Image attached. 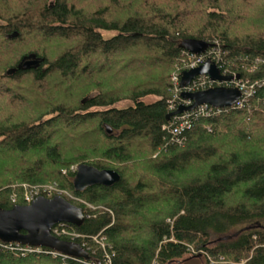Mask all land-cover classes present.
<instances>
[{"label":"trees","instance_id":"1","mask_svg":"<svg viewBox=\"0 0 264 264\" xmlns=\"http://www.w3.org/2000/svg\"><path fill=\"white\" fill-rule=\"evenodd\" d=\"M185 39L264 81V0H0V208L59 186L86 219L56 236L90 255L0 247V264H264V85L178 144ZM81 164L121 180L76 191Z\"/></svg>","mask_w":264,"mask_h":264},{"label":"water","instance_id":"2","mask_svg":"<svg viewBox=\"0 0 264 264\" xmlns=\"http://www.w3.org/2000/svg\"><path fill=\"white\" fill-rule=\"evenodd\" d=\"M12 34L10 38L17 37ZM211 46L206 41L197 39H185L180 47L192 54H203ZM40 61L31 58L26 60L22 67H37ZM209 75L216 81H231L233 76L223 75L220 69L211 62H206L182 74V88L187 87L197 76ZM183 99L191 100V105H180L178 109L167 115L170 121L175 115L193 110L199 105L209 104L214 107H232L241 98V91L238 88L218 86L194 93L183 91ZM108 132L111 129L108 128ZM73 180L76 191L82 192L85 189L101 185L112 187L121 180L119 172L112 169H98L88 164L79 165ZM86 219L84 209L71 203L62 196L48 198L37 197L29 205H15L11 209L0 208V239L7 243H20L34 247H44L66 256L75 258L90 259L86 249L78 243L62 240L52 233V229L61 223L81 225ZM235 234V236H237ZM231 238V237H229Z\"/></svg>","mask_w":264,"mask_h":264},{"label":"built area","instance_id":"3","mask_svg":"<svg viewBox=\"0 0 264 264\" xmlns=\"http://www.w3.org/2000/svg\"><path fill=\"white\" fill-rule=\"evenodd\" d=\"M187 53V58L183 61V67L184 71L193 70L201 65H203L206 60H211L213 64H215L219 69L221 74L223 75H231L233 76V79L231 81H216L211 79L209 75H200L197 76L187 87L182 88L180 86L181 84V78L182 74L180 71L175 72L172 74L171 81L173 84V90L175 92V97L178 101H171L170 102V110L171 112H174L178 109L180 105H191L193 101L183 99L181 97V94L183 91L194 93L198 91L207 90L209 88H213L216 86H225V87H231V88H238L241 91V98L235 103L232 107H225V108H219L214 107L209 104H202L197 106L191 111L184 112L179 115H175L172 118V123L170 126H165L164 129H169V131L173 134V137L178 142V144H183L185 140V134L188 130H190L194 122H196L201 117H216L221 115L225 110H228L230 108H243L247 102H249V99L252 98L259 87L264 85V81L256 80V81H250L247 78H242L238 72L236 71H230L226 65L225 61L223 59V51L220 48V46H210L207 51L203 54H192L188 51H185ZM262 62L261 60H257V63ZM264 62V61H263ZM75 170V169H74ZM43 191L47 194L48 197H51V191L47 189V187H42ZM40 188H35L31 191H27L25 194V201L26 204H31L37 197L40 195ZM90 206V205H89ZM60 227L55 226L52 230V233L56 235H65L70 236L72 234L69 233V231L64 228L65 223L59 224ZM0 247L2 248H8L11 250H14L16 252H20L22 254L30 253V252H43L45 251L42 247H34L29 245H22L20 243H7L0 239ZM53 254H56L58 252L52 251ZM61 254V253H60ZM64 255V254H63ZM66 256V255H65Z\"/></svg>","mask_w":264,"mask_h":264},{"label":"rangeland","instance_id":"4","mask_svg":"<svg viewBox=\"0 0 264 264\" xmlns=\"http://www.w3.org/2000/svg\"><path fill=\"white\" fill-rule=\"evenodd\" d=\"M107 36H110V35H107ZM130 103L129 102H125V101H122V103H120L118 106L119 107H123V106H125V107H127L128 105H129ZM110 133V132H109ZM78 166H73L72 167V169L74 170V169H76ZM45 187H47V189H49V191H51V194H50V196L51 195H53V196H62V197H64V198H66L67 200H73V196L69 193V192H67V191H65V190H63V189H61L59 186H57V185H55V184H47V186H45ZM61 191V192H60ZM65 192V193H64ZM47 193V192H46ZM62 194H64V195H62ZM46 197H48V196H46ZM48 198H52V197H48ZM97 241H98V239H97Z\"/></svg>","mask_w":264,"mask_h":264},{"label":"bare ground","instance_id":"5","mask_svg":"<svg viewBox=\"0 0 264 264\" xmlns=\"http://www.w3.org/2000/svg\"><path fill=\"white\" fill-rule=\"evenodd\" d=\"M186 57V56H185ZM187 58V57H186ZM183 62V61H182ZM175 94V93H174ZM253 98V97H252ZM171 111V110H170ZM171 113V112H170ZM178 143V142H177ZM61 192V191H60ZM65 193V192H64ZM62 195H64V194H62ZM52 196V195H51ZM60 238V237H59ZM31 253H34V252H31Z\"/></svg>","mask_w":264,"mask_h":264}]
</instances>
